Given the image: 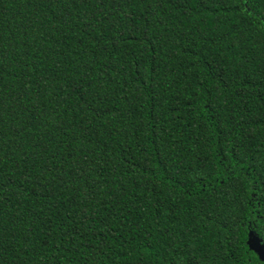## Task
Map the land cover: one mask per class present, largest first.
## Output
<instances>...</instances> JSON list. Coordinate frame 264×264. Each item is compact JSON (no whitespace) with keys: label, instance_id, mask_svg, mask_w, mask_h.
<instances>
[{"label":"trees","instance_id":"16d2710c","mask_svg":"<svg viewBox=\"0 0 264 264\" xmlns=\"http://www.w3.org/2000/svg\"><path fill=\"white\" fill-rule=\"evenodd\" d=\"M264 0H0V264H264Z\"/></svg>","mask_w":264,"mask_h":264},{"label":"water","instance_id":"95a60500","mask_svg":"<svg viewBox=\"0 0 264 264\" xmlns=\"http://www.w3.org/2000/svg\"><path fill=\"white\" fill-rule=\"evenodd\" d=\"M255 251L259 256L260 260L264 263V246L260 243L259 239L255 238Z\"/></svg>","mask_w":264,"mask_h":264}]
</instances>
